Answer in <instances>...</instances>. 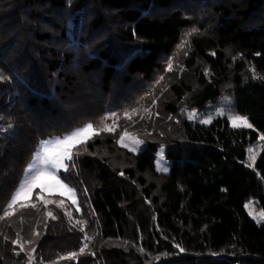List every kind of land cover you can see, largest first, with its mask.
Returning <instances> with one entry per match:
<instances>
[{
	"label": "trees",
	"instance_id": "trees-1",
	"mask_svg": "<svg viewBox=\"0 0 264 264\" xmlns=\"http://www.w3.org/2000/svg\"><path fill=\"white\" fill-rule=\"evenodd\" d=\"M0 73V207L40 141L138 111L60 172L79 198L81 213L63 199L73 221L39 202L0 219V264H26L17 231L35 241L34 264L78 251L85 233L95 255L58 264H264V222L246 207L264 213V146L248 159L264 136V0H0ZM213 107L225 114L211 123L187 117ZM233 114L253 128L232 127ZM139 127L140 152L116 142Z\"/></svg>",
	"mask_w": 264,
	"mask_h": 264
},
{
	"label": "snow or ice",
	"instance_id": "snow-or-ice-1",
	"mask_svg": "<svg viewBox=\"0 0 264 264\" xmlns=\"http://www.w3.org/2000/svg\"><path fill=\"white\" fill-rule=\"evenodd\" d=\"M169 69H171V65H169ZM258 75V74H257ZM5 77L2 73H0V80H4ZM260 79H264V76H258ZM147 111V109L145 110ZM126 116L130 119L131 116L128 113H125ZM112 117H116V114H112ZM109 116H104L101 118L99 125L96 126L92 122L85 123L81 127H77L71 132L64 134L61 137H56L53 139H46L39 142L37 151L33 154L32 162L28 164V166L24 170L23 178L14 189L13 193L6 200L5 204L0 207V219H6L9 217L16 216L17 214V205L21 210L24 209H34L39 212V208L37 207V202L42 203L45 208V217L51 218L52 220H56L57 216L53 214L52 211H48L47 207L50 204L55 203L56 207L63 208L64 200L61 199L59 201H54L45 196L47 192L48 195H52L53 193H58L60 196L67 195L72 204L77 205L76 211H80V206L78 204L76 198V190L70 187L67 183H65L64 179H62L59 175L60 170L68 171L70 165L66 163V161H73L74 155H77L80 151V146L86 145L89 140L93 139L96 136H99L101 133H114L116 127L118 126L116 120L118 117L113 119L112 124L106 123L110 118ZM196 118V113L190 112L188 114V119L192 120ZM232 127L234 128H253V125L249 122L247 117L241 116L239 114H233L229 116ZM202 124L211 123V119H201L199 121ZM11 127V125H9ZM126 139H131L133 145L143 144L144 141L137 139L135 136L131 135L127 129H124L120 134L119 139L116 141L122 147L128 148L129 145L125 143ZM261 140H264V136L260 137ZM84 151H87V148L84 147ZM130 151H136L135 147L129 149ZM252 150L249 149V152ZM250 160L252 164L251 167L255 164L256 157L255 155L250 156ZM74 166V165H71ZM162 171H167V168L164 167L161 169ZM121 175L124 173L121 172ZM43 177H49L54 183L51 187H47L41 183ZM36 189H40L38 193H36V202H33L32 196ZM65 215L71 218L72 212L66 211ZM20 222H24L23 216L20 218ZM76 225H81L79 230L83 233L85 232V228L83 225L87 224V221L76 220ZM45 230H47V223L44 225ZM71 231V228L69 229ZM41 233L33 229L32 236L34 238H39ZM5 240H8L7 236H4ZM22 237L20 231L16 232V239L11 240L13 245L19 246V251L15 249L14 254L20 255V253L25 254L26 264H34L36 261V247H31L30 250H26L25 243L27 245H33L34 240L29 239L25 242H22ZM92 237L85 233L82 246L78 249V251H72L67 253L66 255H61L58 257V260L55 264H58L60 260H77L78 256L85 254L87 250V254L95 255V253L89 248V244L87 241L91 240ZM127 243V242H125ZM180 252H184L185 249L181 247L179 244L176 245ZM142 250V249H141ZM159 259V257H157ZM42 264V262H41Z\"/></svg>",
	"mask_w": 264,
	"mask_h": 264
},
{
	"label": "rangeland",
	"instance_id": "rangeland-1",
	"mask_svg": "<svg viewBox=\"0 0 264 264\" xmlns=\"http://www.w3.org/2000/svg\"><path fill=\"white\" fill-rule=\"evenodd\" d=\"M161 80H162V78L160 79V81H161ZM155 87H157V85L151 87L150 91L147 93V96H151V95L154 94V91L156 90ZM155 103H156V104L153 105V109H154V110H156L157 105H158V102H156V100H155ZM151 109H152V107H151V108H147L148 111H150ZM145 110H146V109H144V111H145ZM148 111H146V113H147ZM190 112H194V113H196V118H194V119H192V120H190V121H195V120H197V119H199V118H200L199 120H201V119H209V118H210V119H211V122H212V120H213L214 118H217V117L223 116V115L225 114V111H224V108H223V107L206 108V109H203L202 111H198V110L189 111V112L187 113V117H188V114H189ZM125 113L130 114V116L132 117V116H134L135 114H137L138 111H125V112H123L122 115H120L119 112H117V111H110V112H108L107 116L112 117V114H116V117H118V119L116 120V123H117L118 126L116 127L115 132H117V131L119 132V129H120V126H121V121H122L123 119H125L126 117H128V116L125 115ZM116 117H112V118H110L108 121H106V123H108V124H112L113 119H115ZM94 125H95V124H94ZM96 126H97V125H96ZM125 129H127V131H128L131 135L135 136L137 139L144 141V140H143V134H142L141 131L139 130L140 127H139L138 129H137V128H135V129H133V128H125ZM123 130H124V128H123ZM123 130H122V132H123ZM115 132H114V133H115ZM118 132H117V133H118ZM122 132H121V133H122ZM121 133H120V134H121ZM66 134H67V133H66ZM62 136H63V135H62ZM262 136H263V135H262ZM56 137H61V136H56ZM56 137H52V138H49V139H53V138H56ZM125 143H127V144L129 145V147H128L127 149H130V148H132V147H135L137 150H136V151H132V152H135V153L140 152V151L145 147V142H144L143 144L133 145L131 139H126V140H125ZM263 146H264V140H261V139H260V140H259L254 146H252V147L250 148L252 151L249 152V154H248V159H249V162H250L251 164H252V161L250 160V156L255 155V157H257L258 153L261 151V149H262ZM31 162H32V161H31ZM69 162H70V161H66V163H68V164H69ZM164 167L167 168V171H162V170H161V169L164 168ZM156 168H157V170H159V171H161V172H164V173L168 172L169 169H170V162L165 158V155H164V149H163V148H161V149L159 150L158 154H157V158H156ZM61 171L66 172V171H64V170H60V172H61ZM60 172H59V175H60ZM41 183H42L43 185L47 186V187H51V186L53 185L54 182H53L49 177H43L42 180H41ZM39 191H40V189H36L35 192L33 193V195L35 194V196H36V193H38ZM52 195H54V196H55V195H56V196H60L58 193H53ZM45 196H46V197L48 196V193H47V192L45 193ZM32 197H33V196H32ZM60 197H61L62 199H66L67 201H69L70 203H72V202H71V199H70L67 195H65V196H60ZM47 198H48V197H47ZM76 198H77V201H78V204H79V198H78V196H77V193H76ZM49 199H51V198H49ZM52 200H54V201H59V200H55V199H52ZM34 202H36V201H34ZM64 202H65V200H64ZM73 205H74V204H73ZM50 206H51V207L49 208V211H52L53 214L57 216V214L55 213L56 208H58V207H56V204L53 203V204H50ZM66 206H67V203L65 202L64 207H63V208H58V209H61L64 213H65L66 211H70L68 208H66ZM74 207H75V209H76L77 205H74ZM246 207H247L248 213H249V215L251 216L252 219H254L257 223H263V222H264V213H263L262 211H259V210H258L257 205H256V203H255L254 201L248 202V203L246 204ZM80 209H81V208H80ZM81 211H82V210L78 211V213H81ZM68 219H69V218H68ZM70 220H72V221L74 220V219H73V216H71Z\"/></svg>",
	"mask_w": 264,
	"mask_h": 264
}]
</instances>
